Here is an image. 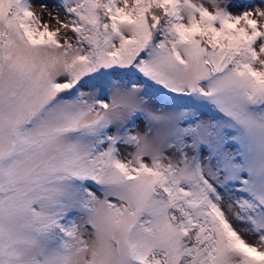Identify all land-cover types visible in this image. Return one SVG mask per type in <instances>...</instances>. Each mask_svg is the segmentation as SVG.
Here are the masks:
<instances>
[{
    "label": "snow or ice",
    "instance_id": "1",
    "mask_svg": "<svg viewBox=\"0 0 264 264\" xmlns=\"http://www.w3.org/2000/svg\"><path fill=\"white\" fill-rule=\"evenodd\" d=\"M208 5L0 0V264H264V0Z\"/></svg>",
    "mask_w": 264,
    "mask_h": 264
},
{
    "label": "rangeland",
    "instance_id": "2",
    "mask_svg": "<svg viewBox=\"0 0 264 264\" xmlns=\"http://www.w3.org/2000/svg\"><path fill=\"white\" fill-rule=\"evenodd\" d=\"M60 2H61V0H55V2L53 0H31V3L34 5L33 10L37 14L41 15L42 19L48 20V21H50V17H49V13H51L50 10H54L53 8L55 7V4L58 5ZM199 2L205 3L206 6H209L208 0H199ZM236 2L241 3L242 0H236ZM246 2H247V0H245V3ZM257 2H258V0H257ZM42 4L47 5L46 11L41 10L40 5H42ZM58 13L61 17L63 16L62 11H60ZM52 15H55V14H52ZM53 22H54L53 26H55V21H53Z\"/></svg>",
    "mask_w": 264,
    "mask_h": 264
},
{
    "label": "bare ground",
    "instance_id": "3",
    "mask_svg": "<svg viewBox=\"0 0 264 264\" xmlns=\"http://www.w3.org/2000/svg\"><path fill=\"white\" fill-rule=\"evenodd\" d=\"M54 2H55V0H53ZM33 7H34V5H33ZM54 10H50V12L52 13V14H55V15H59V13L58 12H60V11H58V9H57V5L55 4V7L53 8ZM50 22V24L53 26L54 25V22H53V20H50L49 21Z\"/></svg>",
    "mask_w": 264,
    "mask_h": 264
}]
</instances>
